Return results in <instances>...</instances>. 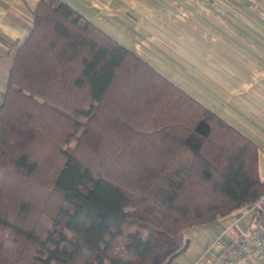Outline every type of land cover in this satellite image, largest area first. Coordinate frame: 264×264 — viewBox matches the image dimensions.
Wrapping results in <instances>:
<instances>
[{"label":"trees","instance_id":"16d2710c","mask_svg":"<svg viewBox=\"0 0 264 264\" xmlns=\"http://www.w3.org/2000/svg\"><path fill=\"white\" fill-rule=\"evenodd\" d=\"M257 145L68 4L40 0L0 103V264H168L264 194Z\"/></svg>","mask_w":264,"mask_h":264},{"label":"crops","instance_id":"0c3cea01","mask_svg":"<svg viewBox=\"0 0 264 264\" xmlns=\"http://www.w3.org/2000/svg\"><path fill=\"white\" fill-rule=\"evenodd\" d=\"M40 0H0V103ZM100 26L257 145L264 179V0H58ZM254 208L185 229L168 264H221ZM244 264H264V253Z\"/></svg>","mask_w":264,"mask_h":264},{"label":"built area","instance_id":"2783aa9c","mask_svg":"<svg viewBox=\"0 0 264 264\" xmlns=\"http://www.w3.org/2000/svg\"><path fill=\"white\" fill-rule=\"evenodd\" d=\"M253 206L258 209V219L252 221L247 232L223 248L221 264H244L249 255L259 257L264 253V194L258 197Z\"/></svg>","mask_w":264,"mask_h":264}]
</instances>
